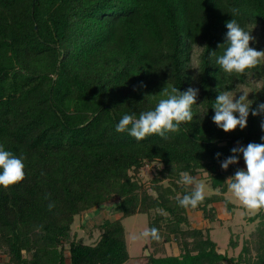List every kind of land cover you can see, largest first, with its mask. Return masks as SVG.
Segmentation results:
<instances>
[{
	"label": "trees",
	"instance_id": "16d2710c",
	"mask_svg": "<svg viewBox=\"0 0 264 264\" xmlns=\"http://www.w3.org/2000/svg\"><path fill=\"white\" fill-rule=\"evenodd\" d=\"M233 7L254 37L250 47L264 51V0H0V145L25 164L23 181L0 186L7 263L125 264L122 220L146 213L160 237L151 238L147 264H264L262 209L248 217L257 226L236 256L219 252L211 229L189 217L198 211L213 222L222 204L233 212L227 180L246 170L245 161L241 153L227 170L221 163L234 147L264 143V115L250 111L247 127L232 132L212 120L220 91L250 79L262 84L252 109L264 103V60L230 76L215 63ZM167 82L181 92L199 89L191 122L167 140L152 134L137 142L116 131L124 114L154 110ZM147 165L156 172L150 187L141 179ZM182 173L204 174L217 193L194 209L179 206L193 189ZM113 199L119 217L95 224L96 240L78 237L75 218ZM171 238L179 254H154ZM229 246L238 249L234 236Z\"/></svg>",
	"mask_w": 264,
	"mask_h": 264
},
{
	"label": "clouds",
	"instance_id": "9594fccd",
	"mask_svg": "<svg viewBox=\"0 0 264 264\" xmlns=\"http://www.w3.org/2000/svg\"><path fill=\"white\" fill-rule=\"evenodd\" d=\"M233 19L226 22L228 29L225 43L220 44L223 49L221 55L216 57L215 63L220 70L227 75H245L247 70L255 68L264 60V51H258L250 47L254 40L251 32L245 31L235 17L239 15V9L230 8ZM215 55V52L212 53ZM219 91V89H218ZM163 96L154 110L140 113L139 118L135 114H124L116 125L119 133L128 132L137 142L143 141L152 134H158L162 139H169L168 133H177L182 125L193 120L192 106L197 104L199 89L189 88L181 92L175 86L166 83L163 88ZM238 96H233L229 91H220L212 108L215 115L213 122L225 132H232L239 127L241 130L247 127L248 117L251 111L253 116L264 115V103H258L252 109L253 101L249 100V92L242 90ZM236 113L239 114L237 117ZM264 130V122L261 123ZM187 132V129H184ZM264 140V136L261 137ZM233 155L226 158L221 167L227 170L230 165L239 163V154H243L246 170L238 169L233 177L227 181L229 190L240 201L243 207L249 211H258L264 208V143H249L247 147L239 146L231 149ZM221 154L217 153V158ZM23 157H16L11 152L4 150L0 145V186L7 190L25 178V164ZM181 183L195 185L190 194L178 199L179 206L187 209L196 208L205 198L203 183H198L194 177L181 174ZM54 204L49 205V210ZM141 236L153 240H159L158 229L153 227L150 231H144Z\"/></svg>",
	"mask_w": 264,
	"mask_h": 264
},
{
	"label": "rangeland",
	"instance_id": "374dc122",
	"mask_svg": "<svg viewBox=\"0 0 264 264\" xmlns=\"http://www.w3.org/2000/svg\"><path fill=\"white\" fill-rule=\"evenodd\" d=\"M200 49H195L192 56V64L196 67L198 64V54ZM262 89V84L254 79H250L246 85L240 86L235 91L231 92L233 96L237 95V98L242 90H247L249 92V100H252V96L255 92ZM236 115H239L236 113ZM240 163V162H239ZM246 168L245 162H243ZM155 169L153 165H147L141 169V179L145 184L150 187L152 178L155 176ZM198 183L204 184L205 195H211L217 193L211 184L207 181L205 175L199 174L195 178ZM194 188L195 185H190ZM232 203L236 204L233 212H229L226 207L222 204L219 208V214L217 219L213 222L208 220H203L201 214L198 211H192L189 213L190 221L193 226L199 227H209L212 239L217 243L219 252L227 253L230 256H236L244 240L250 238L251 232L257 226L258 221L251 222L248 217L257 214L258 211H249L243 207L238 199L229 192L226 194ZM117 200L113 199L105 203L100 208L94 210L93 214L87 215L85 218L83 216H77L73 224V229L77 232L78 237L83 238L86 242H91L96 240L99 231L94 230L95 224L101 223L104 219H115L118 218L115 211ZM149 215L146 213H137L133 216L126 217L122 220L123 226L125 228L126 241L129 258L125 264H147L148 255L153 253L154 246L151 243V237L144 238L141 233L144 231H150L149 226ZM91 235V237H90ZM234 236L238 244V249L232 250L229 246L231 237ZM158 250L154 252L157 256L163 255H177L179 254V247L176 242L171 238L169 242L160 241L158 244ZM3 256V255H2Z\"/></svg>",
	"mask_w": 264,
	"mask_h": 264
},
{
	"label": "crops",
	"instance_id": "0c3cea01",
	"mask_svg": "<svg viewBox=\"0 0 264 264\" xmlns=\"http://www.w3.org/2000/svg\"><path fill=\"white\" fill-rule=\"evenodd\" d=\"M0 264H9L6 262V257L0 255Z\"/></svg>",
	"mask_w": 264,
	"mask_h": 264
},
{
	"label": "water",
	"instance_id": "95a60500",
	"mask_svg": "<svg viewBox=\"0 0 264 264\" xmlns=\"http://www.w3.org/2000/svg\"><path fill=\"white\" fill-rule=\"evenodd\" d=\"M262 210L264 211V208H262Z\"/></svg>",
	"mask_w": 264,
	"mask_h": 264
}]
</instances>
